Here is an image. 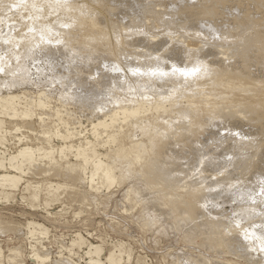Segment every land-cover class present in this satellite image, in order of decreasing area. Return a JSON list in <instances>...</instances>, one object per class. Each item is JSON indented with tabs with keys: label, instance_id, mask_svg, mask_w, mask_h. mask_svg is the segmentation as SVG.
<instances>
[{
	"label": "bare ground",
	"instance_id": "6f19581e",
	"mask_svg": "<svg viewBox=\"0 0 264 264\" xmlns=\"http://www.w3.org/2000/svg\"><path fill=\"white\" fill-rule=\"evenodd\" d=\"M0 1L8 2L11 8L10 12L0 8V68L5 70L1 66L10 59L37 57V62L52 70L49 84L60 86V91L54 89L60 93V99L68 97L88 111L90 118L94 117L89 123L90 137H87L85 131L78 130L80 121L67 119L69 111H62L57 105L51 107L53 100L44 90L29 97L31 99L22 96L24 93L10 91L0 95L1 196L9 199L13 192L23 191L28 195L25 199L36 208L41 200V186L25 181L24 177L37 168L39 161L47 160L45 165L40 164L45 170L39 173V166L31 174L39 177L54 172L58 177L60 171L74 174L79 170L83 176L80 174L82 177L77 178L80 183H87L91 192L109 190L134 171L146 173L157 182L155 188L174 191L166 196L172 197L174 208H185L188 223L202 219L208 211H216L219 205L216 206L213 199L223 194V188L233 189L238 195L232 210L251 207L249 201L255 195L250 193L248 180L243 178L254 172L252 164L264 161V0H163L168 1L164 7L173 10V18L169 17L170 13L165 14L168 16L162 13L163 18L157 16L159 23L155 22L158 27L150 29L148 20L153 15L147 14L150 8L146 7L145 17L150 16L146 19L148 27L141 16H134L135 21L133 16H128L135 22H130L129 31L115 26L118 23L113 21L120 8L132 11L125 0ZM159 6L163 10L160 4L156 8ZM153 20L156 21L154 17ZM156 29L159 32L150 33ZM173 65L198 67L200 71L183 77L171 72ZM156 68L169 74L153 75ZM14 84L15 81L8 82L7 87ZM237 91L240 96L244 95L242 99L236 98ZM164 93L176 96L172 95L174 98L169 97L171 100L167 101ZM147 95L155 98L146 104L142 97ZM60 99L54 102L59 103ZM164 101L170 102L168 107ZM183 101L190 105L181 108ZM61 107L66 108V105ZM174 113L177 117L172 125L169 122L173 119L164 115ZM34 116L40 122V132L24 127ZM7 118L20 123L6 127ZM79 125L82 127L81 122ZM12 132L23 134L15 139V145L19 146L17 152L9 154L7 136ZM24 133L35 135L36 145L31 143V136ZM69 154H73L76 163L69 160ZM205 159L210 161L208 167L215 168L223 164L218 159L230 162V167H237L240 175L223 176V172L215 171L214 181L203 183L194 172V164ZM178 177H185L193 186L187 189L188 183L177 185ZM67 188V183H50L47 191L44 189L46 208L58 201L60 191ZM177 189H187L189 195H179ZM257 190L264 191L263 182ZM209 197H212L211 202L205 200ZM197 208H202L200 214L196 213ZM253 228L243 235L246 242L242 247H246L247 253H259V257L252 258L257 264H263L264 238ZM26 229L31 242L30 260L49 264L50 255L42 245L43 240H39L47 237L49 230L35 221L28 222ZM191 232L196 234L192 228ZM70 243L68 251L71 253L74 248L87 246L80 234ZM122 245H115L114 251L104 259L103 248L90 243L84 252L85 264H122L125 254L127 260L131 257L126 249L122 250ZM21 258L19 249L10 250L6 257L0 247V263L6 259L8 264H21Z\"/></svg>",
	"mask_w": 264,
	"mask_h": 264
},
{
	"label": "rangeland",
	"instance_id": "374dc122",
	"mask_svg": "<svg viewBox=\"0 0 264 264\" xmlns=\"http://www.w3.org/2000/svg\"><path fill=\"white\" fill-rule=\"evenodd\" d=\"M138 1L139 0H125V3L131 6L132 11H130V9L128 10L133 15H129L130 12L127 13L128 10L120 8V16L118 14V17H115L113 19L115 23L117 22L119 24L118 25L116 23L117 25L115 26H121L122 28H125V31H129V27L135 23V17L141 16L140 18H143V22L147 23L146 19H150L149 17L153 15L156 21H154L152 17L150 20H148V23L150 22V25H148V23H145V26L148 25L150 29L152 27L157 28V25L159 23L158 18H163V15H165L166 13H170V15L172 14L171 16L169 15V17L171 18H173L172 16H174L172 12L173 10L169 11V7H164L165 5H167L168 1L165 2L163 0H147V3H150H148L149 6L146 5V0H140V2L137 3ZM132 2L138 4L139 7ZM153 3H157V6L158 4L162 5L165 10L163 7V10H161V6L157 7L158 10H156V5H153ZM2 4H7V6H3ZM8 5V2L0 1V8H6V11L10 12L11 8L9 7L10 5ZM132 5L134 6L132 7ZM135 6L136 8H134ZM146 7L150 8L149 11L153 9V12H149L148 8ZM137 8L141 9L138 10ZM121 10L126 12V14L124 12V14L126 15L125 17ZM141 10H144L145 12ZM137 11L143 12L144 15H142L141 12L137 14ZM158 12L159 14L161 13V15L157 14ZM145 13L149 14L150 16L148 15V18L145 17V15H147ZM128 16H133L132 18H134V21L132 20V18H128ZM157 16L159 17L157 18ZM116 20H118L119 22ZM128 20H131L129 21L130 25L127 22ZM121 22L123 24H121ZM130 22L133 23L131 24ZM155 22L158 23L155 24ZM154 30H150V33L155 34L159 32L158 29H156V31ZM158 39H156L155 42H157ZM36 59L37 57L35 59L25 58L20 61L10 59L5 66H1L5 70L0 72V95H5L10 91L14 93H24L22 94V96L31 99V96L35 97V94L38 91L44 90L48 92L49 96H51L50 98L53 100L50 102V104L53 105H51V107L57 105L62 111H69L70 116H68L67 119L70 118L72 119V122L75 123H77V121H80L83 128L80 127L79 122L77 124L78 130L81 129L83 132L85 131V136L90 137V132L88 131V129L90 130L91 128L89 123L92 116L90 118V114L88 111L84 109L82 110L78 106V103L69 99L68 97L65 99H60L61 95L58 92V90H61L60 86L57 84H49L50 77L53 74L52 70L42 62H37ZM234 59L232 60L234 61ZM20 65L22 66V69L20 68ZM12 81H15L16 84H14L12 87L8 86V88V82ZM54 89L58 90L56 91ZM172 95L174 97L176 96V94L172 93L171 95L170 93L163 94L165 98H174ZM235 95H238L236 96L237 99H242L244 96L243 94H241V97L238 91L235 92ZM152 96L153 95H147L145 97L143 96L142 98H144L145 100L142 98L141 99L145 101V103L148 100L149 102H151L153 101V99L151 98H155ZM58 98L61 101L59 102L60 104L54 102ZM168 98L165 100H171L170 98ZM167 101H164L165 106L167 104H170V102ZM183 102L184 104H181V108H186V106L188 107L190 105H187L188 103H186V101ZM63 104L66 105V108L61 107V105ZM168 105L166 107H168ZM83 111L87 113L85 114L83 113ZM173 115L175 116L173 117ZM146 116L148 117V114H146ZM164 117H171L173 120H171L169 123L172 122L171 124L174 125L173 121L177 117V115L176 113L172 115L166 114L164 115ZM93 119L94 117L92 118V120ZM5 120L7 122L6 127L14 126L17 122L20 123V121H17L16 119L14 120L7 118ZM31 120L27 121V125L25 124L24 127L28 126L26 130L32 127V129L36 130L35 132H40L42 129L39 125L40 122L37 119V116H34ZM84 120L86 121V123ZM176 131L178 132V130ZM22 134V132H12V135H9L10 137L7 136V139H10L6 145L7 151L9 150L7 153L14 154V152H17L19 146L15 145V143H17V140L15 139L21 137ZM24 135L31 136L30 139L32 140L33 138H36L35 135H33L34 137L30 134L24 133ZM138 135L140 136V134ZM31 143L36 145L37 141L33 140ZM55 143H58L57 145H60V142ZM220 153L218 152V154ZM72 155L73 154H69V160L72 163H76L74 156ZM46 161L42 163H40L39 161V164L37 163V168L40 166L39 173L45 170V166L43 167L40 164L45 165L44 163H46ZM217 161L219 163L223 162V164H221V166L218 168H215L216 166L213 165L212 167H208L207 165L210 161L206 159L201 163L197 162L194 164V172L195 174H197V176L199 175V181L208 184L211 179L213 182L216 172H227L226 174L222 173L223 176L227 174L233 177H236L237 174L240 175L239 172L236 171L237 167L233 165L232 167H230V162L227 164V161L224 160L218 159ZM251 166L254 167V172L249 176L243 178L244 180H248V186L250 185V193L255 195V198L249 201L251 207L232 210L233 205L237 204L236 199H238V195L237 193L232 191L233 189L223 188V194H221L220 197H215L213 199L216 202L215 205H219L218 209L221 210L217 209L214 212L208 211V214L202 217V219L200 218L196 221L193 220L191 223L187 222L186 216L184 217L185 208H183L182 206H178L179 208L177 207V209L174 208L172 205V202L174 200H170V198L172 197H169L168 199V197L166 196V194H168L170 191H172L170 193H174V191L165 190L159 187L155 188L154 186L157 182H155L153 178L146 173H138V171H134L127 177H125V179H121L119 180V182H116V184L113 185L109 190L103 188V190L101 189L102 191L100 192H91L88 188L87 183H80L78 178L82 177L83 175L79 170L74 174H71V172L69 171H60V175L58 177L54 176L56 175L54 174V172L50 175H43L38 177L34 174H31L33 172L35 173L34 170L38 169L32 168L33 171L31 170V173H29L31 177H27L30 176L28 174L26 177H24V180L30 181L32 184H38L41 186V200L38 203V206L36 203V208H34L33 206H35V204H31V202L25 199L28 195L24 194L23 191L13 192V197L12 194L10 195V198L12 200L10 198L6 199L4 195H0V199L2 200H0V247L4 250V254L6 257L10 255V250L19 249V251H21L22 253V258L20 259L21 264H36L32 260H30L31 258H29L30 254L32 253L30 249L31 242L29 237H27L28 234H26L28 232L26 229L28 222L35 221L41 223L47 228V230H49L47 232V237L39 239L40 241L43 240L42 245L45 246V251H47V253H49L50 255L51 261L49 264H85L87 259L84 255V252L87 250V246L90 243L94 245H100L103 248L104 252L102 256L104 259L109 255L111 251H114L115 245H117L118 243L123 244L122 250L125 251L126 249L127 254H130L131 257L127 260L128 256L125 254V256H123L124 260L122 264H257L256 259H253L252 257H259L260 254L247 253L245 249L246 247H242L246 242L243 235L245 234V232L252 229L255 226V223H257V225L253 229H255L256 232L261 234L262 238H264V216L262 215V213L264 212V191H262V193H259L257 190L261 182H263L264 184V161H261L258 164H252ZM209 168L210 171H208ZM212 171L213 173L211 174L210 172ZM254 174L256 175L251 177ZM50 178L51 181H49ZM176 181L177 185H185L186 183H188L185 177H178L176 178ZM50 183L53 185H66L67 183L68 188H70H67L66 191L61 190V193H59L61 194V198H59L58 201L50 204L49 208L48 206L46 208L44 199L46 198L45 195L47 187ZM24 184L25 182L22 183V185ZM188 184L189 185L187 189L193 186L190 183ZM44 189L46 191H44ZM187 189H177V192H175L182 196H188L189 194H187ZM130 190H132L133 192H131ZM210 191L213 192V189L210 188ZM95 196L96 198H94ZM153 198L155 199L152 200ZM209 198L210 199L206 198L205 200L211 202L212 197ZM220 206L222 208H219ZM223 209L227 211L226 214ZM221 211H224L223 214ZM201 212L202 208H197L196 213L200 214ZM191 228L193 231H195L196 234H192ZM77 234H80L82 237H84L87 242V246H84L82 249L74 248L71 253L70 251H68V249L71 248L70 242L72 241V239H76ZM191 235L195 236L191 237ZM41 237L43 236L41 235ZM31 241L33 240L31 239ZM204 243L206 245H203ZM203 256H205L206 258H203ZM200 259H202V261H205L202 262ZM56 261H58V263ZM0 264H8V260L5 259Z\"/></svg>",
	"mask_w": 264,
	"mask_h": 264
},
{
	"label": "snow or ice",
	"instance_id": "6c2138e0",
	"mask_svg": "<svg viewBox=\"0 0 264 264\" xmlns=\"http://www.w3.org/2000/svg\"><path fill=\"white\" fill-rule=\"evenodd\" d=\"M0 71H3V69L0 68ZM199 71H200V69L198 67L187 68V67H178V66H175V65H173V67L171 69L172 73L178 74V75L183 76V77H188V76L195 75ZM152 74L153 75L159 74L161 76H166L169 73L165 72V71H162L159 68H156V69H154L152 71ZM261 251H264V246L261 247Z\"/></svg>",
	"mask_w": 264,
	"mask_h": 264
}]
</instances>
